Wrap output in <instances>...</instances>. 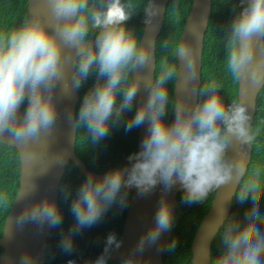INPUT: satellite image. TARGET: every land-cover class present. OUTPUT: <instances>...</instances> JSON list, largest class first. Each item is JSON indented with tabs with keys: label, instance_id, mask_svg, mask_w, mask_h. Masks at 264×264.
Returning <instances> with one entry per match:
<instances>
[{
	"label": "clouds",
	"instance_id": "1",
	"mask_svg": "<svg viewBox=\"0 0 264 264\" xmlns=\"http://www.w3.org/2000/svg\"><path fill=\"white\" fill-rule=\"evenodd\" d=\"M49 4L56 20L63 21L58 30L63 44L77 49L74 86L79 88L95 67L97 81L80 103L77 123L86 129L93 142L99 141L109 135L123 113L131 111L136 81L127 87L122 84L128 79L133 65H143L148 54L138 47L134 35L124 27L131 12L120 0H106L100 8H90L89 0H49ZM145 11H148L147 7ZM90 29L98 30L95 47H85ZM257 34L264 37V0H248L247 6L230 25L226 68L234 82L241 74L246 82L250 77L254 93L264 97V50L259 56L255 53L254 37ZM60 39L56 33L49 32L39 18L26 20L8 33H0V136L7 134L16 142L26 144L37 140L54 124L56 107L50 93L54 82L63 74ZM174 54H183L189 69L193 67L192 53L187 47L176 42ZM176 74V65L165 63L146 101L124 122L126 131L147 125L141 150L127 157V169L111 168L102 177L89 175L77 188L70 206L76 229L99 221L117 200L122 188H135L138 194H144L157 184L169 189L178 183L184 193L183 200L192 204L204 201L210 192L234 179V165L225 159V152L230 138L241 142L254 140L247 127L250 118L246 108L238 99L226 107L215 91L219 85L210 81L201 90V94L209 93L202 102L191 110L176 102L175 117L168 122L164 118L169 102L165 85ZM118 94L121 96L119 101ZM25 102L23 112L18 116L20 106ZM252 195L251 188L242 195L239 183L231 188L229 199L236 202L231 221L239 224L243 220L245 227L237 242L225 240L220 245L216 264H262L264 228L258 220L264 221V217L254 207ZM7 200L6 195L0 194V205L6 208ZM62 218L56 203L45 198L26 207L19 221L48 223L55 227ZM171 220V208L163 200L155 214L154 225L139 241L141 248L146 241L155 242L161 232L168 229ZM72 235L70 229L62 237L61 246L65 251L72 249ZM175 243L173 240L170 248H174ZM113 247L119 248L120 241L110 234L104 254L93 264H107V254ZM20 260L21 264H33L29 255Z\"/></svg>",
	"mask_w": 264,
	"mask_h": 264
},
{
	"label": "water",
	"instance_id": "2",
	"mask_svg": "<svg viewBox=\"0 0 264 264\" xmlns=\"http://www.w3.org/2000/svg\"><path fill=\"white\" fill-rule=\"evenodd\" d=\"M169 0H149L148 11L145 12L144 31L139 48L148 54V60L143 64L133 65L132 81H136L137 91L134 97L135 108L146 101L154 84L156 58L155 43L164 22L166 6ZM246 6L248 0H244ZM122 4V0H120ZM155 12V14H152ZM211 13V0H193L191 10L185 22L180 38L183 46L192 53L193 67L189 69L183 54H177V74L173 89L176 102L193 109L198 103V87L200 84L201 58L205 31ZM39 20L45 24L49 32L59 37V26L63 21H57L51 10L49 0H28V20ZM61 58L64 62L63 74L60 80L54 82L50 93L56 107V119L51 128L43 131L37 140L21 144L5 134L0 136V143L15 148L20 157L19 189L4 223L0 247L3 252L0 264H21L20 258L29 255L33 264H43L47 238L52 235L53 228L48 223L40 225L31 221L20 222L19 216L26 208L38 200L50 199L58 204L59 186L69 161L76 164L85 177H102L104 174L89 172L78 159L74 151L76 139L75 108L79 99L78 90L74 86L76 78L75 65L78 57L74 46L63 44ZM97 39L85 42V47L95 46ZM255 53L259 56L264 50V40L259 34L254 37ZM254 85L249 77L247 82L241 74L238 80V100L246 108L249 116L247 127L250 130L256 108L257 95L253 91ZM49 93L45 90V95ZM18 111V116L22 114ZM175 117V108L172 120ZM147 125H141L138 130V146L145 138ZM251 156L250 142L237 141L230 138L226 149L225 159L234 165V179L228 185L216 190L208 213L200 222L192 240L191 264H211V244L228 218L232 201L229 193L232 187L247 171ZM128 166H124L125 170ZM180 185L177 183L169 189L163 184H157L150 192L138 194L133 188L127 216L121 233L120 247L113 248L110 259L113 264H163L162 256L166 252L172 231L177 195ZM166 200L171 208L172 220L166 231H162L155 242H145L141 248L139 241L155 223V214L160 203ZM264 228V226H262ZM264 264V259H262Z\"/></svg>",
	"mask_w": 264,
	"mask_h": 264
},
{
	"label": "trees",
	"instance_id": "3",
	"mask_svg": "<svg viewBox=\"0 0 264 264\" xmlns=\"http://www.w3.org/2000/svg\"><path fill=\"white\" fill-rule=\"evenodd\" d=\"M105 2L106 0H89V7L100 8ZM148 3L149 0H122V5L131 12L129 19L124 23V27L134 35L138 47L144 31L145 8ZM192 3L193 0H169L167 3L162 29L155 43L154 82L165 63L178 66L174 48L176 42H180ZM244 7H246L244 0H211V13L201 54L198 102H202L209 94L208 92L201 94V90L210 81H215L219 85L215 91L226 107L234 99H238V81H233L226 68L227 41L231 22ZM26 20H28V0H0V33H8L19 28ZM97 32V29H90L86 41L97 38ZM77 64L78 57L75 74ZM132 71L133 67L122 87H127L132 82ZM175 79L176 77L169 79L165 85L169 94V102L164 118L168 122L172 121L175 108L173 97ZM96 81V70L93 67L89 76L77 88L79 99L75 108L76 139L74 151L87 171L105 174L111 168L128 166L127 157L137 151L139 127L128 131L124 127V122L135 111V102H133L131 111L122 114L120 121L111 127L109 135L99 141H92L86 129L78 125L77 114L85 93L93 87ZM120 99L121 96L118 94L117 100ZM25 105L26 102L22 104L21 112H23ZM249 131L254 137V140L250 142L251 156L247 171L239 184L242 195L247 194L249 188L253 190L254 207L260 216L264 217V97L259 95L256 97V108ZM19 177L20 157L17 150L0 143V194H4L8 198L6 208L0 205V238L4 223L19 189ZM84 179L85 176L81 174L76 164L69 161L58 191L57 206L62 211L63 218L59 225L51 229L52 235L47 238L43 264H70V262L71 264H93L99 256L104 254L106 239L110 234L115 235L117 240L121 237L133 188L130 190L122 188L117 200L107 209L99 221L91 226L76 229L70 206L77 188ZM215 192H210L200 203L188 204L183 200L184 193L180 188L170 239L166 252L162 256L163 264H191L192 240L200 222L210 209ZM65 194H67V198H65ZM122 197H124L123 201L121 200ZM235 203L232 201L228 218L212 241L211 264H216V254L220 245L225 240L237 242L240 232L245 227L243 220L239 224H233L231 221ZM258 223L264 226V221L258 220ZM70 229L73 230L72 249L65 251L61 246V240ZM173 240L176 242L175 247L170 248ZM113 248H110L107 254V264H113L110 259ZM2 252L0 247V256Z\"/></svg>",
	"mask_w": 264,
	"mask_h": 264
}]
</instances>
